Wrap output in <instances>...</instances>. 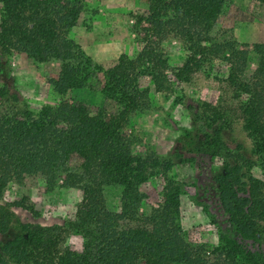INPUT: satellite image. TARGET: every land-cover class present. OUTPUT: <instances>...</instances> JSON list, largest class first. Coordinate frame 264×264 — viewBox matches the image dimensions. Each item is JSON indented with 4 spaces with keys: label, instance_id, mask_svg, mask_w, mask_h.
I'll use <instances>...</instances> for the list:
<instances>
[{
    "label": "trees",
    "instance_id": "1",
    "mask_svg": "<svg viewBox=\"0 0 264 264\" xmlns=\"http://www.w3.org/2000/svg\"><path fill=\"white\" fill-rule=\"evenodd\" d=\"M249 1L264 5V0ZM225 2L169 0V21L175 20L186 43L180 67L167 69L159 55L142 49L134 59L122 58L103 69L68 37L81 12L76 1L0 0V73L14 53L38 62L54 60L60 66L52 83L55 91L83 89L100 75L97 91L120 109L111 117L89 115L83 106L62 101L32 113L13 80L10 85L0 82V235L9 229L8 209L37 216L25 198L4 200L11 185L34 175L51 184L63 175L68 187L81 191L63 228L17 225L13 236L0 242V264H264L243 244L264 246V182L256 183L249 174L258 167L264 177V91L240 80L236 59L224 78L227 90L221 105L178 99L187 112L189 129L174 140L172 153L161 162L169 170L174 164L194 166L204 158L216 161L205 179L224 220L213 248L215 259L206 260L201 249L187 245L181 236L180 184L166 181L149 223L138 227L122 225V215L109 212L101 194L104 185L118 186L123 210L140 202L139 188L155 164L131 155L115 137L125 119L143 109L147 93L140 89L138 78L146 74L157 92L166 90L167 72L175 83L194 84L202 63L197 50L207 42ZM160 4L161 0H149V9L156 12ZM198 204L213 221L207 206ZM71 237L80 239L79 251L67 247Z\"/></svg>",
    "mask_w": 264,
    "mask_h": 264
},
{
    "label": "rangeland",
    "instance_id": "2",
    "mask_svg": "<svg viewBox=\"0 0 264 264\" xmlns=\"http://www.w3.org/2000/svg\"><path fill=\"white\" fill-rule=\"evenodd\" d=\"M58 1H76L81 6L68 37L103 69L122 58L134 59L142 49L159 55L167 69L178 68L185 61L186 43L175 27V20L169 21L172 17L169 0H161L156 12L149 9V0ZM154 16L157 18L153 19ZM206 41L197 50L202 63L194 84L175 83L167 72L166 90L157 92L146 74L138 78L140 89L147 93L142 101L143 109L129 115L115 135L131 155L155 164L147 183L139 188L138 205L123 210L118 186L104 185L101 194L105 208L122 215V225L138 227L149 223L153 210L161 202L166 181L180 184L182 194L177 223L181 236L187 245L201 249L206 260L213 261L218 229L224 227V220L205 179L207 174L213 173L216 161L204 158L194 166L174 164L169 170L162 168L161 162L172 153L174 140L183 130L189 129L187 112L178 99H199L213 106L221 105L227 90L223 89L224 78L235 59L241 65L240 80L264 91V5L249 0H226ZM59 72L60 66L54 60L38 62L29 55L14 53L5 71L0 73V82L10 85L9 80H13L32 113L43 107L55 108L62 101L83 106L89 115L111 117L119 113V106L97 91L100 75L96 77L97 82L88 83L83 89L60 94L52 85ZM228 146L232 148L233 144ZM249 174L256 183L264 182L260 168L252 167ZM67 183L63 175H58L51 184L34 175L24 178L19 185L8 187L4 200L25 198L37 216L20 208L8 209L9 229L0 235V242L12 237L21 223L63 228L64 221L72 218L81 198L80 189L68 187ZM198 203L207 206L214 216L213 221ZM243 244L259 261H264L263 245L250 241ZM67 247L79 251L80 239L69 238Z\"/></svg>",
    "mask_w": 264,
    "mask_h": 264
}]
</instances>
